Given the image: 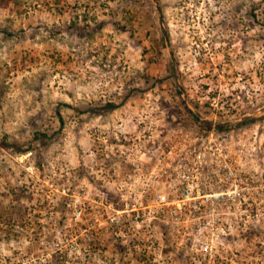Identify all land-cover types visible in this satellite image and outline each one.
I'll list each match as a JSON object with an SVG mask.
<instances>
[{
    "label": "rangeland",
    "instance_id": "obj_1",
    "mask_svg": "<svg viewBox=\"0 0 264 264\" xmlns=\"http://www.w3.org/2000/svg\"><path fill=\"white\" fill-rule=\"evenodd\" d=\"M211 134L256 187L227 234L97 217ZM0 264H264V0H0Z\"/></svg>",
    "mask_w": 264,
    "mask_h": 264
},
{
    "label": "built area",
    "instance_id": "obj_2",
    "mask_svg": "<svg viewBox=\"0 0 264 264\" xmlns=\"http://www.w3.org/2000/svg\"><path fill=\"white\" fill-rule=\"evenodd\" d=\"M197 141H202L201 146L195 143L194 148L188 149V145H184L188 151L180 155L174 150L169 152L171 164H168L166 178L163 167L156 165L150 169L144 165L146 154L140 158L131 155L129 163L132 169L118 186L126 209L119 210L114 203L100 202L97 217H102V210L111 209L113 213L108 211V220L118 227L124 224L123 214L128 213L134 222L130 229L135 236L147 222L166 225L182 237L191 235L188 224H197L199 229H203L202 223L210 228L212 236L227 234L229 227L219 217L223 216L220 210L232 206L243 208L248 203L252 205L256 187L252 184V175L240 169L242 165L235 162L226 138H215L211 134ZM161 164L159 162V166ZM87 211L83 203L74 215L83 223V235L88 236L91 229L85 222ZM96 222L100 219L97 218ZM205 244L203 250L209 252L210 242Z\"/></svg>",
    "mask_w": 264,
    "mask_h": 264
},
{
    "label": "trees",
    "instance_id": "obj_3",
    "mask_svg": "<svg viewBox=\"0 0 264 264\" xmlns=\"http://www.w3.org/2000/svg\"><path fill=\"white\" fill-rule=\"evenodd\" d=\"M220 129H225V127L223 125L219 126Z\"/></svg>",
    "mask_w": 264,
    "mask_h": 264
}]
</instances>
